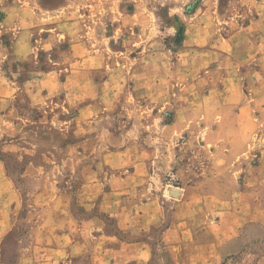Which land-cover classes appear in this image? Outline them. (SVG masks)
<instances>
[{"label": "crops", "instance_id": "1", "mask_svg": "<svg viewBox=\"0 0 264 264\" xmlns=\"http://www.w3.org/2000/svg\"><path fill=\"white\" fill-rule=\"evenodd\" d=\"M70 13L63 8L43 10L36 0H0V130L9 124L22 127L31 107L47 106L51 97L61 96L65 110L77 106L79 129L83 130L76 136L77 159L85 158L87 145L95 147V159L98 157L93 168L79 171L82 179L76 206L61 200L60 195L59 200L36 202L43 205L42 217L30 231L28 247L19 252L16 264H149L155 251L151 232L159 227L157 240L166 264H228L227 260L243 253L251 242H245V232L255 226L263 233L251 239L264 242V139L253 145L241 134L251 117L241 89L246 75L240 73L246 33L264 31L258 27L264 24V13L251 25H237L223 39L229 55L218 57L209 38L208 51H201L204 44L199 40L191 41L185 49L190 68L194 67L191 58L209 56L204 76L211 82L206 96L211 103L209 111L193 105L197 94L185 93L191 84L187 83L183 92L182 86L176 88L182 79L195 78L185 71L181 56L172 61L161 40L141 44L132 39L139 48L135 50L125 40L131 28L148 27V14L136 9L120 19L119 47L115 56L106 60L94 45L96 37L90 40L91 33L87 40L82 30L85 20L79 17H87L86 12L79 11L76 22L70 21ZM89 15H96V10ZM195 18L186 24L189 32L194 27L202 29L200 21H211L214 15L204 9ZM76 24L77 33H70ZM141 32L136 38H144ZM209 35L211 41L220 40ZM62 43H68L67 47L55 57L54 49ZM43 57L45 68L39 59ZM129 60L136 61L131 73ZM251 93L255 98L251 107L262 110L259 98L264 92ZM21 98L28 108L18 105ZM164 111L172 113L170 125L161 121ZM195 113H206V120L197 121ZM126 116L131 120L122 126L121 118ZM116 126L119 130L111 132ZM86 128L91 131L88 136ZM161 128L164 133L167 129L169 136L161 132L162 136L156 137ZM196 128L212 133L228 129L230 133L203 143L213 148L206 169L189 182L176 173L180 187L175 196L167 197L162 178L172 170L177 151L166 145L156 148L154 142L168 144L173 135ZM193 137L195 133L189 138ZM250 144L252 149L262 146L254 168L240 160ZM73 159L67 156L66 162L74 165L77 161ZM2 182L6 180L0 162ZM7 190L8 197L0 202V236L9 230L13 223L10 215L17 209L8 184ZM164 201L170 203L169 211ZM104 216L113 219L114 231L107 230ZM257 264H264V257Z\"/></svg>", "mask_w": 264, "mask_h": 264}, {"label": "rangeland", "instance_id": "2", "mask_svg": "<svg viewBox=\"0 0 264 264\" xmlns=\"http://www.w3.org/2000/svg\"><path fill=\"white\" fill-rule=\"evenodd\" d=\"M36 4L43 10L63 8L71 12L69 14L70 21L75 20V22L79 11L81 13L86 12L87 17H83V15L79 17L81 20H85L84 26L81 25L82 30H85L87 40L91 33L90 40L96 37L94 45L100 49L101 55L106 56V60H110V56H115L114 54L119 47L121 39H119L118 34H121V31L117 28V24L120 23V19L136 9L148 14L150 18L148 27L139 28L137 26L131 28L130 36L125 40L130 46L132 45L131 47L134 50L139 48L138 45L133 43L132 39H138L141 44L161 40L163 49L172 58V61L181 56L184 61L182 65L186 64L185 71L192 73L195 78L191 80L182 79L181 84L176 88L182 86L180 89L182 90L187 83L191 84L190 88L186 86L185 93L197 94L193 105L201 106L200 110L207 111L212 109L209 107L211 103L206 98L207 93L211 90V82L204 79V76L208 74L209 56L197 55L191 58L194 61V67L190 68V58L187 59L189 54L184 52L185 49L191 41L199 40L204 44L200 48L201 51H208L210 49L206 48V41L209 38V45H215L213 50L217 52L218 57L223 54L229 55L230 49L227 45L223 46V39L232 33L237 25L240 27H242L241 25H249L254 18H259L260 14L264 13V0H36ZM204 9L213 12V20L205 21L204 19L200 21L202 29L194 27L193 31L189 32V29H186V24L192 23V20L195 21L196 14L200 15V12ZM93 10H96V15L98 14L99 18L95 17L96 15H89ZM94 21L96 22L94 23ZM258 27L264 30L263 23L259 24ZM70 30V33L74 32L76 34L77 24L71 27ZM167 30H170L168 35ZM140 32L144 38H136L135 35H139ZM209 32L214 34L215 40L218 36L220 40L211 41ZM41 34L38 38L41 37ZM246 34L243 41V56H241L244 62L240 73L246 75L245 80L241 83V89L246 95L245 103L250 104L247 111L250 110L251 122L244 129L245 133L241 134L247 139L250 138V142L254 145L255 140L264 139V96L259 98V101L263 102L262 110H253L254 108L251 107L255 101L251 91H255L258 95L264 92V31L257 29ZM67 44L58 45L54 49L53 55L58 56L59 50L62 47H67ZM132 53L134 54V51ZM39 59L42 61V67L45 68L44 57ZM196 60L198 63H196ZM128 62L127 68L131 73L136 67V61L129 60ZM214 87L217 88V86ZM49 100L51 101L47 103V106L44 104L41 107H31V111L26 113L29 119L22 123V127L15 128L12 124H9L6 129L0 130V162L6 180L5 183H0V202L4 201L9 195L7 184L10 185L16 196L14 199L17 201V209L10 215L13 223H11L9 230L0 236V264H16L19 252L28 247L30 231L36 228L35 224L42 217L41 208L43 205H37L36 202L38 200H41L40 202L59 200L57 195H60L61 200L68 201L70 206H76L77 193L82 179L79 171L93 168L98 159V157L95 159V152H93L95 147L93 145L86 146L87 154L85 158L77 159L79 146L75 145L78 140L76 136H79V132L83 133V130L79 129L77 106H70L68 107L69 110H65L62 107L61 96L57 95ZM18 105H22L23 108L27 107L23 98H21ZM247 111L243 113L247 115ZM164 112L160 115L161 121L165 125H170L172 113L169 111ZM115 115L113 114V116ZM195 116L197 121L204 122L206 120V113H195ZM121 119L124 121L122 126L127 125L131 120L127 116ZM118 130V126H116L111 132ZM162 130L161 128L155 136H169L167 129L165 133ZM228 132V129L212 133L211 130L196 128L190 131L183 130L181 134L173 135L172 138L174 139L169 140L168 144L161 143L162 145H160L161 141L158 139L154 142L156 148L166 145L171 150L173 148L177 151L176 162L172 170L162 178L163 190L168 192L166 193L167 197L172 198V196H175L176 189L180 187L181 181L176 177V173L183 174L189 182L200 177L204 172L211 161L210 151L213 148L203 143L208 139L221 138L227 135ZM84 133L85 135L87 133L88 136L91 131L88 132L86 128ZM193 133H195V137L190 139L189 137ZM262 146H264V141ZM262 146L257 147L260 149ZM259 149H252L251 144L250 149L245 146L243 157L240 160L247 161V166L254 168L253 166L256 165L255 160H257L256 154L261 152ZM100 150L101 148H98L99 153ZM67 156L72 159L75 158L73 162H77L74 165L68 164L66 162ZM153 170H155V167ZM250 176L247 178L248 180ZM41 194L44 196H40ZM163 205L168 211L170 210V203L164 201ZM1 211L0 208V216H2ZM102 220L107 230L114 231L112 218L104 216ZM160 230L161 227L155 228L151 232L155 251L149 264H166V257L157 240ZM262 233V229L256 226L247 230L245 232V242H251L245 245L243 253L227 260L228 264H257V261L264 257V242L258 240L256 242L251 238Z\"/></svg>", "mask_w": 264, "mask_h": 264}]
</instances>
